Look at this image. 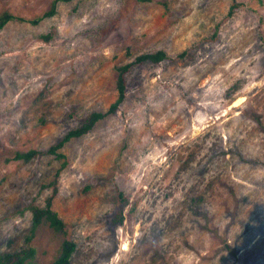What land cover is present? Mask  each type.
<instances>
[{"label": "rangeland", "instance_id": "obj_1", "mask_svg": "<svg viewBox=\"0 0 264 264\" xmlns=\"http://www.w3.org/2000/svg\"><path fill=\"white\" fill-rule=\"evenodd\" d=\"M3 13L0 153L42 155L0 159V255L23 248L26 207L45 206L63 165L51 204L66 233L42 222L34 264L67 238L69 264H264V0H0ZM125 65L115 112L46 155L117 101Z\"/></svg>", "mask_w": 264, "mask_h": 264}, {"label": "trees", "instance_id": "obj_2", "mask_svg": "<svg viewBox=\"0 0 264 264\" xmlns=\"http://www.w3.org/2000/svg\"><path fill=\"white\" fill-rule=\"evenodd\" d=\"M234 8H235V4H232L227 13L228 18L232 16L234 12ZM53 14H54V5L44 16L48 17V16H52ZM13 19L14 17L8 13L1 14L0 15V30L4 27V25L7 22L12 21ZM37 22L38 21L36 20V21H33L32 23H37ZM41 40L48 41V36H42ZM164 58H166L165 54L161 51H158L156 53H150V54H144V55L138 56L135 62L139 63V62L149 61L151 63L157 64ZM129 67L130 65H125L122 68L118 69L119 74H118V79H117V87H118L117 101L113 105H111L110 108L105 113L90 114L80 127L68 131L64 135L62 140H60L57 144L51 146L49 150L45 152L46 155H50V156L52 155L54 156V159H59V160L62 159L64 155L61 153V148L64 146L65 143L69 142L71 139L82 137L94 127L96 122L104 118L106 115L115 112L118 105L123 100V95H124L123 75L128 70ZM39 155H42V153L36 150H30L26 153L14 152L13 154H7V155H4V154L2 155L0 153V159H2V161L6 163L13 162V161H20L25 164L31 161L34 157H37ZM62 167L63 165L60 167V169L56 170L53 179H51V181L48 184L43 185L44 188H50L52 190V194L46 200L45 206L43 208H40L35 204L34 201H31L30 204L26 207V210L29 211L31 214V227H30L28 236L24 240L23 248L13 253H6L3 255H0V264H34L35 251L33 247H31L30 245V239L35 229L44 221L55 232H59L62 234L66 233L65 224L57 216V213L52 210V204H51V200L57 191V180H58ZM118 195L120 196V194ZM117 222L119 224H121L122 222L121 212H120ZM74 249H75V244L68 238L65 239L63 241L59 256L51 264H69L70 256L73 253Z\"/></svg>", "mask_w": 264, "mask_h": 264}, {"label": "water", "instance_id": "obj_3", "mask_svg": "<svg viewBox=\"0 0 264 264\" xmlns=\"http://www.w3.org/2000/svg\"><path fill=\"white\" fill-rule=\"evenodd\" d=\"M241 101H242V99L237 100L234 105L240 104Z\"/></svg>", "mask_w": 264, "mask_h": 264}]
</instances>
